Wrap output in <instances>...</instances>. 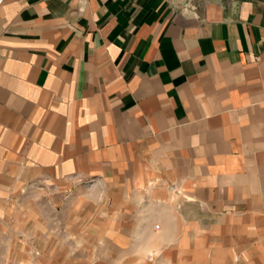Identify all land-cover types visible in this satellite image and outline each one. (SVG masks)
Listing matches in <instances>:
<instances>
[{"label": "crops", "instance_id": "1", "mask_svg": "<svg viewBox=\"0 0 264 264\" xmlns=\"http://www.w3.org/2000/svg\"><path fill=\"white\" fill-rule=\"evenodd\" d=\"M100 167L264 215V0H0V190Z\"/></svg>", "mask_w": 264, "mask_h": 264}, {"label": "rangeland", "instance_id": "2", "mask_svg": "<svg viewBox=\"0 0 264 264\" xmlns=\"http://www.w3.org/2000/svg\"><path fill=\"white\" fill-rule=\"evenodd\" d=\"M123 170L7 184L0 264H264V215L199 210Z\"/></svg>", "mask_w": 264, "mask_h": 264}]
</instances>
